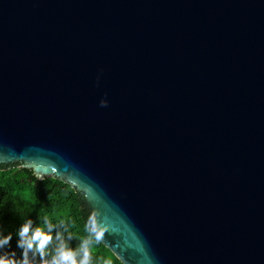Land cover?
I'll return each instance as SVG.
<instances>
[{
    "label": "water",
    "instance_id": "obj_1",
    "mask_svg": "<svg viewBox=\"0 0 264 264\" xmlns=\"http://www.w3.org/2000/svg\"><path fill=\"white\" fill-rule=\"evenodd\" d=\"M0 164L122 264H264V0H0Z\"/></svg>",
    "mask_w": 264,
    "mask_h": 264
},
{
    "label": "trees",
    "instance_id": "obj_2",
    "mask_svg": "<svg viewBox=\"0 0 264 264\" xmlns=\"http://www.w3.org/2000/svg\"><path fill=\"white\" fill-rule=\"evenodd\" d=\"M21 165L0 164V238L11 236L0 256L14 253L17 264H122L89 230L84 193Z\"/></svg>",
    "mask_w": 264,
    "mask_h": 264
},
{
    "label": "clouds",
    "instance_id": "obj_3",
    "mask_svg": "<svg viewBox=\"0 0 264 264\" xmlns=\"http://www.w3.org/2000/svg\"><path fill=\"white\" fill-rule=\"evenodd\" d=\"M107 103H108L107 100H103L101 102V106H107ZM26 230H27L26 228H22L21 231L23 232ZM10 241H11L10 235L7 237L0 238V247H2L3 244L10 243ZM17 246L18 247L22 246L20 241L17 242ZM0 264H17V261L15 260V254L13 253L10 257L7 255L0 256ZM20 264H29V262L26 259H24L20 262ZM52 264H61V260L53 259ZM84 264H86V261L84 262Z\"/></svg>",
    "mask_w": 264,
    "mask_h": 264
}]
</instances>
